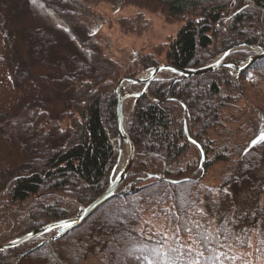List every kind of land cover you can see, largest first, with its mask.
I'll return each instance as SVG.
<instances>
[{"label":"trees","instance_id":"obj_1","mask_svg":"<svg viewBox=\"0 0 264 264\" xmlns=\"http://www.w3.org/2000/svg\"><path fill=\"white\" fill-rule=\"evenodd\" d=\"M101 1L0 0L13 81L32 91L10 127L24 161L0 189V246L78 216L106 192L123 78L162 65L200 69L236 46L245 48L224 63L241 66L258 57L251 48L264 51V0H141L181 27L121 65L93 37ZM137 26L146 20L123 25ZM176 80L158 75L134 102L126 125L134 161L111 200L62 238L33 240L0 264H187L188 249L200 264H234L253 233L256 252L264 248V141L252 144L264 110L250 98L264 96V58ZM216 165L213 187L205 180Z\"/></svg>","mask_w":264,"mask_h":264},{"label":"rangeland","instance_id":"obj_2","mask_svg":"<svg viewBox=\"0 0 264 264\" xmlns=\"http://www.w3.org/2000/svg\"><path fill=\"white\" fill-rule=\"evenodd\" d=\"M121 1L125 4L114 6L113 0L99 2V12L104 17V21L93 35L94 39L103 45L107 55L121 65L130 64L131 61L137 57L138 53L141 55L149 53L151 50L150 47L163 44L174 36L181 27L180 22L169 21L158 9L151 6V4H145L141 0ZM234 1L235 0H232L231 4L234 3ZM152 2L154 4L157 3L153 0ZM136 17H142L143 20H146L147 27L137 26L135 32L126 30L123 25L126 24L128 20L136 19ZM13 68L8 53L6 49H4L0 19V189L5 187L8 181L14 176L12 170L24 161L18 143L11 135L12 131H10V127L12 124L13 126L18 124L17 120L22 114L21 108L23 101L29 99L32 93L28 82L24 85H17L13 81ZM138 91L139 89L137 87H133V93ZM34 93L37 95L38 92L36 91ZM131 93H125L124 96ZM261 95L262 94H260V97L251 96L250 98L256 108L259 107L264 110V96ZM130 109L131 100H126L122 109L125 125H127L129 120ZM3 129H6L5 132H1ZM127 158L128 148L125 146L118 164V171L124 167ZM220 169L221 166L216 165L210 171L205 180L207 185L213 187L218 185L217 178L215 177H217ZM215 202L217 203L218 200L216 199ZM256 249H258L257 235L253 233L250 238L248 249L241 252L238 260L233 261V263L262 264L264 262V248L259 252H256ZM129 258L130 257H128V259ZM124 261L123 258H118L117 264H125Z\"/></svg>","mask_w":264,"mask_h":264},{"label":"water","instance_id":"obj_3","mask_svg":"<svg viewBox=\"0 0 264 264\" xmlns=\"http://www.w3.org/2000/svg\"><path fill=\"white\" fill-rule=\"evenodd\" d=\"M235 49H238V48H234L232 50L227 51L219 60L215 61L211 65L205 66V67L200 68V69L177 70V69L170 67V66H158V67H155L152 70H150L147 78H124V79H122L117 84V86L115 88V98L117 101V142H118L119 158L122 154L124 145H127L129 148V156H128V160H127L124 168L121 169L117 173L115 178L111 181L108 189L106 190V192L101 197H99L97 200H95L93 203H91L88 207H86L81 212L80 215H78L74 218L64 220V221L69 222L71 224V227H69V228H53L52 231H48L47 229L49 227H52L53 225H58L61 223V222H56V223H52V224L43 226L41 228H38V229L30 232V235L28 233L27 235H25L24 237H22L18 240H15L13 242H10V243H7L5 245L0 246V256L5 254V253H8L12 250H15V249L33 241V240L47 237L52 233H57V236L54 239L57 240V239L62 238L68 232L79 227L94 211H96L104 203L108 202L113 197V195L116 193V191L120 188V186L123 184V182L125 181V179L127 177L128 172L132 166V163L134 160V155H135L134 146H133L132 142L129 140V138L125 132L124 124H123L122 104L126 98V97H122V95H121V89L123 86H125L126 84H131L133 86H143L144 88H143L141 93L134 95V96H131V97L137 99V98H140L142 95L145 94L146 88L156 78V76L158 74L164 73V72H169V73H172L175 76L179 77V79H184V78L188 79V78H192L194 76L212 73V72H215L220 66H227L226 64H223V60L225 59V57L230 52H232ZM262 58H264V52L262 54H260L257 58H255L254 60H251L250 63L255 62V61L262 59ZM233 67L236 68L237 66L234 65ZM185 135L188 138L186 128H185ZM188 141H189V139H188Z\"/></svg>","mask_w":264,"mask_h":264},{"label":"snow or ice","instance_id":"obj_4","mask_svg":"<svg viewBox=\"0 0 264 264\" xmlns=\"http://www.w3.org/2000/svg\"><path fill=\"white\" fill-rule=\"evenodd\" d=\"M31 2L33 4H36L37 0H31ZM117 10H119V9H117ZM261 141H264V131L260 132L259 136L252 141V144L255 145L256 143L261 142ZM69 227H71V224L69 222L62 221L60 224L53 225L52 227H49L47 230L52 231L53 228H69ZM29 235H30V233H29ZM205 240H208V237H205ZM172 251L176 252L177 249H172ZM187 253L188 254L185 256V259L187 260V264H200L199 260H193L192 259V256H191L192 250L191 249H188ZM200 255H202V253Z\"/></svg>","mask_w":264,"mask_h":264}]
</instances>
